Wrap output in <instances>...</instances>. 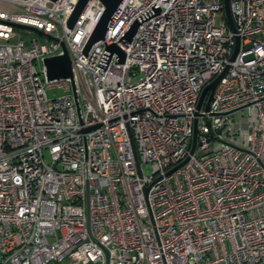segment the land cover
Segmentation results:
<instances>
[{"label": "built area", "instance_id": "1", "mask_svg": "<svg viewBox=\"0 0 264 264\" xmlns=\"http://www.w3.org/2000/svg\"><path fill=\"white\" fill-rule=\"evenodd\" d=\"M222 1L121 0L84 52L99 0H0V264H264V0Z\"/></svg>", "mask_w": 264, "mask_h": 264}, {"label": "water", "instance_id": "2", "mask_svg": "<svg viewBox=\"0 0 264 264\" xmlns=\"http://www.w3.org/2000/svg\"><path fill=\"white\" fill-rule=\"evenodd\" d=\"M54 1V0H51ZM100 3L103 6V11L101 13V15L99 16V18L97 19V21L95 22L87 40L86 43L84 45V52H86L91 45H93L94 43L100 41L103 39L106 29L109 25V22L116 10V8L118 7L119 3L121 0H99ZM162 1H167V0H160ZM86 0H76L73 9L70 13V15L68 16L67 19V26L71 27L75 18L77 17L78 13L81 11V9L83 8L84 4H85ZM223 14H224V18L226 21V24L228 26V28L230 29V31L234 32V26L233 23L231 21L230 15H229V11H228V6H227V0H223ZM136 22H133L129 29L124 33L123 35V39L124 40H129L130 37L132 36L135 28H136ZM14 27L17 28H27V29H31L33 30L37 35H40L41 32L37 31L35 29H33L32 27H28V26H24L21 24H17L14 23L13 24ZM237 37H234V47L232 50V53L229 57V60H231L235 54L236 48H237ZM61 46V51L62 53L59 55H53V56H48L43 58V64L45 67V73H46V79L47 80H51V79H63V78H68L71 84V89H72V93H73V85H72V76H71V71H70V62L68 59V55L66 52V49L64 47L63 44L60 45ZM105 49L108 52H114L117 54L118 56V61L121 62L123 59V54L121 52V50L115 45V44H110V45H106ZM226 69V66L223 68V70L215 77L213 78L201 91L200 93V97H199V101L203 98V96L207 93V99L209 98L216 82L218 81V79L222 76V74L224 73ZM73 101L75 104V109L78 112V105H77V101H76V96L73 93ZM194 143V131L192 133V137H191V145Z\"/></svg>", "mask_w": 264, "mask_h": 264}, {"label": "rangeland", "instance_id": "3", "mask_svg": "<svg viewBox=\"0 0 264 264\" xmlns=\"http://www.w3.org/2000/svg\"><path fill=\"white\" fill-rule=\"evenodd\" d=\"M14 31L16 33H18L20 35V37L22 38V40L24 41V43L26 45H29V38H37V40L40 42V43H49L50 40L43 36V35H40L38 36L35 32L31 31L29 35L26 34V30H24L23 28H14ZM16 39L15 38H12L10 41L11 42H14ZM61 93V91L59 89H48L47 90V94L49 96H57ZM43 154L46 156V152L43 151ZM46 264H68L66 261H60V262H48Z\"/></svg>", "mask_w": 264, "mask_h": 264}]
</instances>
